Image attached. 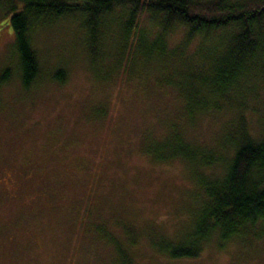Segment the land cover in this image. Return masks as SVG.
<instances>
[{"label": "rangeland", "instance_id": "1", "mask_svg": "<svg viewBox=\"0 0 264 264\" xmlns=\"http://www.w3.org/2000/svg\"><path fill=\"white\" fill-rule=\"evenodd\" d=\"M8 18L0 11V264H118L115 243L130 264H264V237L254 234L222 248L213 241L196 259H171L151 244L181 240L199 206L194 166L159 162L152 148L176 132L227 160L236 131L262 140V76L244 80L238 103L190 120L164 84L171 70L144 63L136 43L117 58L122 22L90 57L80 24L67 18L33 34L40 75L24 91ZM137 26L148 40L157 33L145 15ZM181 33L171 35L172 47ZM206 172L223 174L219 166ZM100 226L114 242L99 237Z\"/></svg>", "mask_w": 264, "mask_h": 264}, {"label": "trees", "instance_id": "2", "mask_svg": "<svg viewBox=\"0 0 264 264\" xmlns=\"http://www.w3.org/2000/svg\"><path fill=\"white\" fill-rule=\"evenodd\" d=\"M116 10H120L119 20L112 18ZM0 11L9 16L7 25L24 91L40 75L33 34L67 18L80 24L90 57L101 55L100 41L111 40V26L122 22L117 58L136 43L144 63L154 61L160 70H171L173 78L164 84L176 90L190 120L238 103L247 77L264 78V0H0ZM140 15L149 17L157 28L151 40L137 26ZM178 30L181 37L172 47L169 40ZM116 62L121 64L119 59ZM2 73L7 75L8 69ZM52 80L64 82L57 75ZM174 133L170 142L155 145L151 153L162 163L179 159L194 166L199 206L181 240L161 238L152 240V246L171 259H196L213 241L222 248L247 234L264 237V138L257 141L236 131L227 144L233 150L224 160ZM212 166L221 167L223 174L218 178L207 175ZM105 233L110 235L100 226L99 237L107 244L114 242ZM121 244L114 245L118 264H130Z\"/></svg>", "mask_w": 264, "mask_h": 264}]
</instances>
